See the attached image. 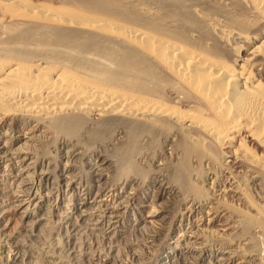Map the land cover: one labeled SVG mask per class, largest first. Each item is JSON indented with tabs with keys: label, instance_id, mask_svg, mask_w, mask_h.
Returning <instances> with one entry per match:
<instances>
[{
	"label": "bare ground",
	"instance_id": "bare-ground-1",
	"mask_svg": "<svg viewBox=\"0 0 264 264\" xmlns=\"http://www.w3.org/2000/svg\"><path fill=\"white\" fill-rule=\"evenodd\" d=\"M75 169L135 190L131 264H264V0H0V187Z\"/></svg>",
	"mask_w": 264,
	"mask_h": 264
},
{
	"label": "rangeland",
	"instance_id": "rangeland-1",
	"mask_svg": "<svg viewBox=\"0 0 264 264\" xmlns=\"http://www.w3.org/2000/svg\"><path fill=\"white\" fill-rule=\"evenodd\" d=\"M59 172L56 170L52 173L49 182L34 180V184L23 179H18L17 182L7 179L0 187V240H2L0 242L11 237L16 240L13 243L15 245L11 244L12 248L19 244L37 250L36 253H39L38 255H27L25 251L23 254L22 251H19L17 253V256L19 255L18 263H16L92 264L95 260L101 262L109 259L116 264H131L134 262L131 254H140L143 263L149 262L148 253L143 248L138 249L141 246L133 245V243L137 245V240L142 241L141 235L144 236L146 233L145 231L138 233L133 229L135 225L142 228L141 224L137 222L139 219L136 220V215L134 220L133 216L136 212L130 203L129 194L133 193L134 189L131 190V187L129 188L123 183L119 184L118 181L114 182L112 179V181L108 179L110 183L108 181L102 183L103 181L100 180L98 183L95 174L89 169H75L74 172L69 173V178L76 180L74 181L75 188L69 189L59 180L61 175ZM31 190L33 193L39 194L36 195L42 204H35L27 198ZM28 191L30 192L28 193ZM145 193L146 191L140 190L135 196V201L143 206H154L155 209H158L157 204L148 202ZM26 199L29 200L30 205V207L27 206V209L33 212V217L23 221L20 220L17 206L20 200L25 201ZM77 200L88 204L87 208L83 210L85 212L83 217L76 208ZM123 208L126 209L124 212H119L120 219H116V217L114 219L113 213ZM111 211L116 212L112 213ZM184 230L181 231L184 232ZM183 232L182 234H184ZM178 235L177 237H180ZM122 236L124 242L121 240ZM132 246L134 247L132 248ZM38 256L39 258H37ZM21 258H25V260H21ZM38 259L41 260L37 262ZM171 260L166 264H179L176 260ZM153 261L156 262L148 264L159 263L156 259ZM3 264L7 263L3 262ZM160 264L165 263L160 262Z\"/></svg>",
	"mask_w": 264,
	"mask_h": 264
}]
</instances>
